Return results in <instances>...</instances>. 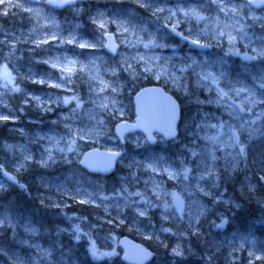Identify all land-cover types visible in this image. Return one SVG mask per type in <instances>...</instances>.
Listing matches in <instances>:
<instances>
[{
    "label": "rangeland",
    "instance_id": "374dc122",
    "mask_svg": "<svg viewBox=\"0 0 264 264\" xmlns=\"http://www.w3.org/2000/svg\"><path fill=\"white\" fill-rule=\"evenodd\" d=\"M248 1L224 0L225 10L220 11L216 0H148L151 7L141 6L140 0H63L57 10L43 3L0 0V17L6 12L21 17L15 27L0 28L2 45L19 47L25 53L20 58L31 61L9 65L0 59V121L14 123L13 142L0 144V194L21 186L30 195L27 199L57 217L58 231L74 241L86 239L84 215L52 211L94 207L114 229L127 223L132 238L156 250L168 248L180 261L197 259V254L195 264L264 259V240L253 228L242 230L227 218L238 204L219 185L226 168L243 167L240 146L264 132V104L244 105L249 92L237 96L233 91L251 90L257 98L264 92L259 87L264 76V9L253 10ZM173 27L207 50L182 45L166 31ZM106 33L118 45L114 57L104 52ZM151 42L161 47H144ZM242 55L255 61L246 62ZM207 73L218 84L201 79ZM133 80L159 83L186 105H198L197 114L182 127L184 143H175L180 144L176 156L166 155L172 146L159 142L150 148L139 134L121 142L111 135L110 120H132ZM218 89L228 94L220 103ZM10 94L17 109H28L22 119L12 114ZM85 147L132 151L118 161L127 183L122 192L106 194L103 178L92 180L77 169ZM30 164L38 174L28 175ZM95 221L100 226V219ZM40 223L33 211L0 209V264H80L62 252L60 237L41 235ZM202 228L207 237L196 236ZM192 240H198L195 247Z\"/></svg>",
    "mask_w": 264,
    "mask_h": 264
},
{
    "label": "trees",
    "instance_id": "16d2710c",
    "mask_svg": "<svg viewBox=\"0 0 264 264\" xmlns=\"http://www.w3.org/2000/svg\"><path fill=\"white\" fill-rule=\"evenodd\" d=\"M6 17H0V28L3 30H8L9 28H13V24L19 22V18H21L18 14H14V12H6ZM17 26V25H16ZM256 29V27H254ZM23 51L19 49V47L14 48H6L2 45L0 41V59H4L9 65L18 63L19 60H23L24 64L31 63L30 59L22 57L24 55ZM133 82V86H131L132 93H134L137 89L143 87L144 85H161L159 83H152L150 81H145L144 83ZM164 89H166L163 85H161ZM52 91V90H51ZM54 92V91H53ZM172 95L177 99L180 106V122L178 127L179 139L181 140L180 144H183L185 139L182 138V127L189 123V116L196 115L198 111V105H186L182 99L179 98L175 93ZM8 105L11 107L12 114L20 119L23 118V115L26 113L25 111L21 112V110L17 109L13 103L14 94L8 95ZM190 113L186 115V112ZM34 116V114H30ZM131 117V115H130ZM110 132L112 133V126L114 125V120H110ZM14 126L9 120L0 121V144L1 142L11 143L13 142V136L11 135V127ZM180 144L178 146H180ZM164 146H172V148L166 149V155L168 156H176V144H164ZM121 148V147H120ZM88 147H85L84 151L87 150ZM245 152L242 154V165L243 167H239L237 170H232L226 168L224 173L221 175V179L219 182L220 189L223 191L225 196L234 200L235 203L238 204L236 209H233L231 214L227 217L230 221L236 222L242 230L246 228H253L256 236L259 237L260 240H264V132L258 139H254L247 143L244 146ZM122 154L132 153L131 150L122 149ZM76 165V164H75ZM78 169V168H77ZM30 175L32 172L38 174L36 170L30 164V169L28 170ZM83 173L82 171H80ZM125 171L121 168L120 165L116 166L114 173L103 179L101 183L102 190L106 194H114L117 192H122L126 187L127 183L124 178ZM48 174L52 175V172L47 171ZM86 175L85 173H83ZM33 178V177H32ZM92 180L98 179V177H90ZM22 184L28 188V183L25 179H21ZM29 189V188H28ZM21 186L17 188L11 189V191L3 192L0 194V209H7L10 212H30L33 211L37 215L40 216V231L43 237L53 240L58 237L61 238V245L63 247V253L68 255L70 261L79 262L80 264H121L119 262V251L115 248L116 240L124 235H128L133 237L132 234L127 232L126 225H119L118 228L114 229V223L111 224L109 222L108 217H102V214H96L97 210L94 207H90L87 205H73L66 212L64 209L62 212L59 210L52 211L53 213H65L66 215H84L85 221H87L86 225V239H79L74 241L72 237L68 234L61 233L58 231L59 221L57 217H53L49 212L50 211H40L38 206L30 199H27L30 195L27 192H23ZM58 214V213H57ZM101 216L102 218H100ZM95 218H99L100 226H97L98 222L95 221ZM90 220H94V224H89ZM160 229L162 226L159 227ZM155 229V228H154ZM204 228L200 229L196 236L207 237L206 233L203 231ZM112 233V237L105 236L106 233ZM60 233V234H59ZM62 234V235H61ZM187 235L192 236L190 232H187ZM166 236V235H165ZM102 238V241L94 242V239ZM109 239L113 240L112 242ZM137 241L142 242L148 248L151 249L154 253V258L151 264H195L199 262L200 256L197 254V259H193L189 256L184 259V261H180L175 258L173 254H170L171 251H168V248L156 250L152 247L147 241H142L138 238H134ZM161 240V239H160ZM198 240L190 241V244L194 246V243H197ZM54 242V241H53ZM195 247V246H194ZM92 249V250H91ZM105 252V253H104ZM161 258L163 259L161 261ZM74 259V260H73ZM241 260V258H239ZM214 264H234L226 262L224 259L217 260ZM239 264V263H238ZM241 264V263H240ZM245 264H264V259H253L249 263Z\"/></svg>",
    "mask_w": 264,
    "mask_h": 264
},
{
    "label": "water",
    "instance_id": "95a60500",
    "mask_svg": "<svg viewBox=\"0 0 264 264\" xmlns=\"http://www.w3.org/2000/svg\"><path fill=\"white\" fill-rule=\"evenodd\" d=\"M27 1L37 2V0ZM260 2L261 0H252L249 5L256 10L262 9L264 6H256ZM45 3L51 9H58V5H62V3L57 4L53 0H45ZM168 31L197 51L207 49L192 44L190 40L177 35V32L172 31L171 28H168ZM103 39L105 52L114 56L118 49L114 36L108 33L103 36ZM113 47L115 51L112 50ZM249 57L242 56L243 59L253 60L251 57L248 59ZM132 103L135 116L133 123H118L114 128L116 136L123 138L128 134L141 133L150 145L155 143V134L161 135L165 141L176 137L175 129L179 119L178 104L164 90L157 86L142 88L133 96ZM119 156L120 154L117 152L91 149L82 155L79 166L89 174L108 176L114 171ZM117 245L121 252L119 260L122 264H148L153 258V253L149 249L126 236L118 239Z\"/></svg>",
    "mask_w": 264,
    "mask_h": 264
},
{
    "label": "snow or ice",
    "instance_id": "6c2138e0",
    "mask_svg": "<svg viewBox=\"0 0 264 264\" xmlns=\"http://www.w3.org/2000/svg\"><path fill=\"white\" fill-rule=\"evenodd\" d=\"M210 2H211V0H210ZM140 3H141V6H144L146 3H148V0H140ZM228 3H230V0H228ZM58 6H62V5H58ZM148 6L151 7V4L148 3ZM256 6L257 7L264 6V0H261V2L259 4H257ZM216 7L220 11H224L225 10V2H224V0H216ZM157 11H162V10L161 9H157ZM192 11L195 12L196 10L193 9ZM225 15H227V12H225ZM197 18L198 19H203V17H197ZM101 27H103V24H101ZM172 31L175 32V27L172 28ZM176 34L180 35V33H178V32ZM221 34L223 35L224 33H221ZM191 43L194 44V45H198L199 47H204V45L199 44V42L196 41V40L191 41ZM80 46L83 47L84 45H80ZM150 46L151 47H161V45H158L155 42H151V44H145L144 45L145 48H148ZM112 50L115 51V48L113 47ZM248 59H251V58L249 57ZM193 63H195V61ZM146 70H148V69H146ZM201 79L206 80V81L210 80L213 84H218L217 78L215 76H212L211 73L205 74L203 77H201ZM259 81H260L259 87L264 89V76L259 77ZM10 82H11V80L8 79L7 83H10ZM7 83L4 85L5 87H7ZM233 91L235 92V94L237 96H239L241 94V92H244V91H248L249 92V94L245 97V99L243 101L244 105H251L253 107H256V106H259L261 104H264V92H260L259 93V98H257V93L254 92V91H251V90L233 89ZM217 94H218V97H219V99L217 101L218 103L223 102L224 98L228 95L226 92L223 91V89H218ZM239 111L243 112V111H245V108L244 107H240ZM248 111H251V108H249ZM250 123L255 124L256 121L255 120H251ZM236 144H239V138L238 137H236ZM239 151H240V154H244V152H245L244 147L240 146ZM5 175H7V173H5ZM185 177H187V172H185ZM9 178L10 179H14L12 177H9ZM137 195H139V193ZM143 214L144 213L142 212L141 215H143ZM174 253L176 255H181V253L178 250H174Z\"/></svg>",
    "mask_w": 264,
    "mask_h": 264
}]
</instances>
